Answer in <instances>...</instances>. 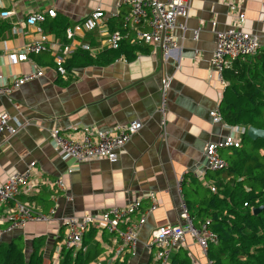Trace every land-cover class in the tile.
<instances>
[{
  "label": "crops",
  "instance_id": "1",
  "mask_svg": "<svg viewBox=\"0 0 264 264\" xmlns=\"http://www.w3.org/2000/svg\"><path fill=\"white\" fill-rule=\"evenodd\" d=\"M230 3L241 5L246 16L244 29L257 34L264 46V0H190L186 30H175L177 47L168 56L160 47L138 44L148 53L138 54L131 61L122 56L99 66L84 62L82 56L87 51L82 46H90L87 54L91 56L109 49V33L121 27L129 11L127 6L117 0H0V14L4 10L12 12L7 19L0 16V23L10 25L0 37V76L10 80L39 67L45 71L42 77L11 94L0 95V113L7 112L13 122L22 124L15 136L2 137L0 184L12 173L25 172L35 163L30 179L37 190L21 195L20 201L48 218L5 234L3 241L22 237L29 256L33 240L43 236L45 264H58L67 220L100 217L111 208L125 207L136 199L142 200L141 209L146 211L152 202L147 196L154 193L158 206L139 230L135 253H117L120 240L95 226L94 243L102 252L92 264H146L151 260L148 245L153 232L161 226L185 224L179 179L184 177L188 184L191 177L196 178V171L205 167L206 146L221 142L231 130L226 123H215L211 117L219 109L225 90L211 60L217 32L232 26ZM48 9L56 10L57 16L47 18L38 27L26 25L29 14ZM95 9L104 12L103 22L92 31L76 35L74 41L68 40L61 22L74 26ZM182 22L178 20V24ZM15 27L20 29L17 34L13 32ZM43 35L53 49L19 61L25 46ZM71 43L74 53L68 57L66 67L73 66L64 79L56 72L54 54ZM165 76L173 81L163 116L159 108L161 80ZM136 120L143 123V128L114 162L99 159L77 163L64 159L51 144L55 128L82 126L112 131ZM222 151L229 153L228 149ZM70 169L74 170L69 173ZM59 179L63 189L55 185ZM202 183L207 186L208 181ZM32 196L34 203L29 200ZM10 207V203L0 206L1 228L6 227L3 218L8 216ZM179 248L188 251L193 264H211L191 236H186Z\"/></svg>",
  "mask_w": 264,
  "mask_h": 264
},
{
  "label": "built area",
  "instance_id": "2",
  "mask_svg": "<svg viewBox=\"0 0 264 264\" xmlns=\"http://www.w3.org/2000/svg\"><path fill=\"white\" fill-rule=\"evenodd\" d=\"M121 5L129 8L123 18L124 31L115 30L109 33L107 39L108 48L111 50L120 49L123 42L129 40L131 44L153 45L162 48L165 56L177 47V39L174 32L177 28L186 30V22L190 14V0H117ZM232 26L228 29L217 32V44L212 56L211 64L217 74L219 82L227 86L224 73L233 68L236 61H245L258 54L262 43L257 34L244 29L246 20L245 13L240 4H229ZM12 12L4 10L0 16L7 19ZM57 12L54 9L46 11H35L27 16L26 25L38 27L47 18H55ZM105 19V14L101 9H95L81 23L68 26L65 30L66 37L74 41L76 35L85 31L96 29ZM183 20L178 24V20ZM39 30H41L39 28ZM14 33H19L20 29L13 28ZM133 37L131 38V36ZM195 37H198L196 32ZM74 45L66 44L60 53L55 52L56 72L64 79L68 78L69 70L66 67L67 59L74 53ZM53 49L48 46L47 36L28 43L19 54V61H26L34 54H40ZM83 49L90 51L89 45ZM54 51V50H53ZM45 71L36 68L35 71L23 73L21 76L11 77L10 80L0 76V95L11 94L20 89L27 82L42 77ZM173 78L165 76L161 80V104L159 112L165 116L167 108L168 93ZM215 123L224 122L220 108L211 113ZM162 124H165L163 120ZM20 123L13 122L7 112L0 113V148L4 135L15 136L21 128ZM143 128L141 121H132L120 128L112 131H100L98 129L82 126H72L68 130L55 128L51 132V144L64 159H73L78 163L89 162L99 159H106L111 162L117 160L119 153L125 145ZM230 133L221 142L210 143L205 149V167L197 170L196 178L205 180L206 173H216L224 170L227 163L221 155L224 149L239 148L243 136L248 129L238 126H229ZM35 170V163H31L25 172H14L0 184V206L11 204L8 216L3 218L5 228H0V242L7 233H12L17 229L24 228L31 222H45L47 217L42 213L35 212L27 202H21L20 196L30 195L36 191V186L31 181V174ZM74 169H70L71 173ZM184 177L178 181L182 186ZM56 187L63 189L62 180H57ZM212 191L215 189L212 188ZM182 195V191H179ZM152 202L151 206L142 211V200L136 199L125 207L115 206L105 212L100 217L85 216L81 221L76 218L67 220V229L63 238V246L80 250L84 235L91 227L98 226L106 230L109 234L116 236L120 240L117 253L127 250L134 254L139 230L145 225L147 216L154 212L158 206L156 195L150 193L147 196ZM183 199V195H182ZM56 209H53L52 214ZM182 219L185 224L165 225L159 227L152 234V239L148 245L151 252V260L146 264H170L172 253L184 244L186 236H191L206 253L210 243H217L215 233L211 231L206 223L197 227L193 218L189 215L188 209L182 200ZM2 220H0L1 222ZM86 248L84 249V251Z\"/></svg>",
  "mask_w": 264,
  "mask_h": 264
},
{
  "label": "trees",
  "instance_id": "3",
  "mask_svg": "<svg viewBox=\"0 0 264 264\" xmlns=\"http://www.w3.org/2000/svg\"><path fill=\"white\" fill-rule=\"evenodd\" d=\"M61 23L65 31L68 26ZM9 28L7 23H0V37ZM117 30L124 31L123 24ZM148 51L124 42L118 50L107 49L95 56L87 52L82 58L88 65L104 66L122 56L134 60ZM72 66L69 64L67 69ZM224 77L228 85L219 106L224 123L264 130V46L257 56L236 61ZM228 150L226 155L221 152L227 167L220 172H207V186L194 177L188 184L182 183L183 200L195 225L206 223L217 236V243H210L206 252L211 264H264V211L253 213L264 205V139L252 140L246 133L239 148ZM34 196L30 202L34 203ZM95 235L96 229L91 227L80 250L63 246L58 264H92L98 260L102 249L94 243ZM45 243V237L35 238L27 256L22 237L2 239L0 264H45ZM170 264L193 262L188 251L179 248L172 253Z\"/></svg>",
  "mask_w": 264,
  "mask_h": 264
},
{
  "label": "water",
  "instance_id": "4",
  "mask_svg": "<svg viewBox=\"0 0 264 264\" xmlns=\"http://www.w3.org/2000/svg\"><path fill=\"white\" fill-rule=\"evenodd\" d=\"M260 57V56H258ZM247 136L252 139V140H257V139H264V130L256 129L253 127H249L247 131ZM262 211H264V205L256 208L253 210V213L255 215L260 214Z\"/></svg>",
  "mask_w": 264,
  "mask_h": 264
},
{
  "label": "rangeland",
  "instance_id": "5",
  "mask_svg": "<svg viewBox=\"0 0 264 264\" xmlns=\"http://www.w3.org/2000/svg\"><path fill=\"white\" fill-rule=\"evenodd\" d=\"M85 46V45H84ZM82 48H83V46H82ZM87 52H89V51H87ZM73 160V159H72ZM75 161V160H74ZM76 162V161H75ZM78 163V162H77Z\"/></svg>",
  "mask_w": 264,
  "mask_h": 264
}]
</instances>
